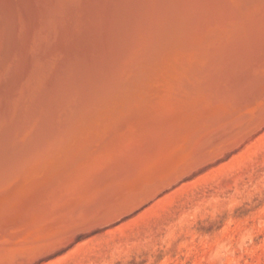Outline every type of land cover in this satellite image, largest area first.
<instances>
[{"label":"bare ground","instance_id":"6f19581e","mask_svg":"<svg viewBox=\"0 0 264 264\" xmlns=\"http://www.w3.org/2000/svg\"><path fill=\"white\" fill-rule=\"evenodd\" d=\"M262 129L264 0H0V264L110 225Z\"/></svg>","mask_w":264,"mask_h":264},{"label":"rangeland","instance_id":"374dc122","mask_svg":"<svg viewBox=\"0 0 264 264\" xmlns=\"http://www.w3.org/2000/svg\"><path fill=\"white\" fill-rule=\"evenodd\" d=\"M206 164L29 264H264V129Z\"/></svg>","mask_w":264,"mask_h":264}]
</instances>
